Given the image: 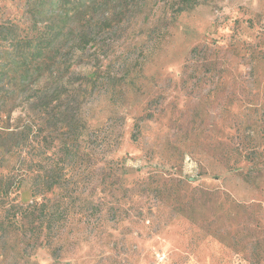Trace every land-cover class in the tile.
<instances>
[{
    "label": "rangeland",
    "instance_id": "rangeland-1",
    "mask_svg": "<svg viewBox=\"0 0 264 264\" xmlns=\"http://www.w3.org/2000/svg\"><path fill=\"white\" fill-rule=\"evenodd\" d=\"M34 1L0 0V16L23 32H31L33 9L29 5ZM55 1L39 12L57 10ZM140 22L135 25V36L126 39L124 34L89 51L100 58L104 83L84 108L91 136L87 147L90 152L94 149V130L107 124L111 116L114 131L124 133L121 146L111 157L139 168L123 175L124 183L116 190L123 198L122 214L113 216L106 206L104 216L74 218L79 224L72 226L69 244L58 262L47 247L38 249L30 261L264 264V0H208L177 17L162 38L149 34L151 20L148 25ZM203 45L218 52L216 62L193 64L190 51ZM131 66L138 75L135 84L142 92L141 104L155 114L144 123L139 142L130 138L138 110L121 106L113 98L118 86L113 90L111 85L121 82ZM34 90L38 89L33 85L21 98ZM15 114L41 116L37 120L44 123L43 133H59L54 128V114L38 113L29 104L19 106ZM100 131L105 136L106 126ZM254 143L257 147L251 163L241 160L234 164ZM227 166L235 170L228 171ZM236 169H242L243 174ZM74 171L75 176L82 174L81 168ZM86 173L91 176L85 186L90 192L99 184L101 170L88 168ZM149 176L159 179V185L164 183L167 190H174L178 180L185 181L178 200L182 204L206 196L200 192H208L210 201L203 209L192 211L176 212L175 206L162 205L160 210L145 214L147 221L137 219L131 199L134 191L126 190L133 187L134 180ZM101 190L103 187L96 194ZM157 199L155 192H146L138 203L146 208ZM108 200H112L110 196ZM18 258L0 255V264H26L24 258Z\"/></svg>",
    "mask_w": 264,
    "mask_h": 264
},
{
    "label": "trees",
    "instance_id": "trees-1",
    "mask_svg": "<svg viewBox=\"0 0 264 264\" xmlns=\"http://www.w3.org/2000/svg\"><path fill=\"white\" fill-rule=\"evenodd\" d=\"M54 1L35 0L29 5L33 9L31 32H23L10 19L0 16V255L14 260L24 258L26 264H36L30 259L42 247H47L58 262L69 244L72 226L79 224L74 218L104 216L106 206L113 216L121 215L123 198L116 190L124 183L123 175L139 170L125 159L111 157L124 136L114 131L111 116L107 124L94 130V149L90 152L87 147L91 136L84 108L104 83L100 58L89 51L103 48L124 34L126 39L135 36L138 21L148 25L151 20L149 34L162 38L177 17L208 0H167L164 4L161 0H56L57 10L39 12ZM190 53L193 64H212L218 52L203 45ZM135 71L131 66V72L121 82L108 85L113 90L118 86L113 98L121 106L138 110L130 138L139 142L144 123L155 114L141 104ZM33 85L38 90L21 98ZM25 104L38 113L54 114V128L59 133H43L44 123L37 120L41 116H16L19 106ZM105 126L107 133L102 136L100 130ZM256 147L257 143L250 144L245 156L236 158L234 164L241 160L251 163ZM241 152L237 154L241 156ZM94 167L101 170L102 177L93 190L86 192L85 186L91 180L86 170ZM80 168L82 174L75 176L74 170ZM230 168L234 169L227 166L228 171ZM236 172L243 174L242 169ZM249 173L248 170L246 175ZM159 182L151 176L144 177L134 180L133 187L126 190L134 191L131 199L137 219L147 221L145 214L160 210L162 205L175 206L176 212L185 208L192 211L203 209L210 201L208 192H200L206 196L200 195L190 205L182 204L178 200L185 181L178 180L174 190H167ZM106 190L113 193L108 195ZM146 192H155L158 199L145 208L138 201ZM93 195L98 199L94 200Z\"/></svg>",
    "mask_w": 264,
    "mask_h": 264
}]
</instances>
